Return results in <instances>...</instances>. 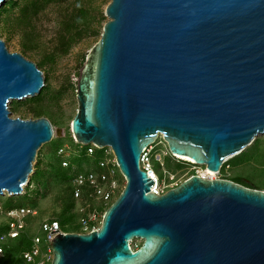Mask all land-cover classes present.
<instances>
[{"label":"water","instance_id":"95a60500","mask_svg":"<svg viewBox=\"0 0 264 264\" xmlns=\"http://www.w3.org/2000/svg\"><path fill=\"white\" fill-rule=\"evenodd\" d=\"M105 15L80 69L71 133L110 147L125 184L97 229L51 240L50 264H264V190L192 174L158 195L140 167L158 136L219 172L264 134V0H110ZM44 80L0 38V194L22 193L53 138L49 118L8 108Z\"/></svg>","mask_w":264,"mask_h":264},{"label":"rangeland","instance_id":"374dc122","mask_svg":"<svg viewBox=\"0 0 264 264\" xmlns=\"http://www.w3.org/2000/svg\"><path fill=\"white\" fill-rule=\"evenodd\" d=\"M13 1L3 0L0 6V38L9 51L20 52L37 64L43 71L45 84L42 88L44 93L38 99L35 95L11 100L8 103L10 115L21 118L45 116L50 119L54 134L52 140L40 148L33 162L34 172L30 178L36 170H41L40 181L28 184V195L0 194V204L3 208L15 205L36 210L35 215L25 218L26 229L22 234L30 237L42 234L39 224L47 218H69L70 222L63 229L80 232L76 211L79 202L70 198L67 182L47 173L50 163L57 162L55 149L58 146H67L69 159L77 157L81 149L71 133V120L77 108V82L86 56L99 40L103 25L108 20L105 8L110 0H16L18 5L15 6L11 5ZM68 22L72 26L66 30ZM66 42L69 46L65 50L62 44ZM255 144L253 150L237 161H233L234 156L227 157L215 177L231 180L234 176H241L264 190V134L257 136L242 152H247ZM153 146L154 169L170 187L206 168L172 154L161 136L157 137ZM88 163L93 165L91 158H86L79 165L88 167ZM6 228V218L0 214V232ZM7 243L10 247L15 245L12 239Z\"/></svg>","mask_w":264,"mask_h":264},{"label":"built area","instance_id":"2783aa9c","mask_svg":"<svg viewBox=\"0 0 264 264\" xmlns=\"http://www.w3.org/2000/svg\"><path fill=\"white\" fill-rule=\"evenodd\" d=\"M153 145L154 143L142 150L140 167L153 179L150 192L159 195L171 187L163 181L154 169L151 159ZM85 146H87L88 154H93L96 149H102L103 157L98 161L99 171L88 170L74 172L70 181L72 197L75 201L79 202L76 206V211L81 228L80 233L90 232L99 227L104 208L112 202L125 184V179L120 173L115 155L110 147H97L95 144ZM57 154L62 157L63 166L70 165L69 158H67L69 156L67 146H60ZM205 171L210 170L205 168ZM195 174L203 178L214 179L211 176H204L200 171H197ZM25 188L21 194L25 193ZM0 214L5 216L7 224L6 230L0 232L1 256L4 251L3 245L7 244L8 240L18 238L25 232V218L30 215H35L36 210L26 206L3 208L0 204ZM54 229H58L59 231H53L51 233ZM39 231L42 234L39 235L36 233L31 236L30 247L22 252V257L26 264H47L52 259L51 240L58 233L66 232L58 220L50 218L40 222Z\"/></svg>","mask_w":264,"mask_h":264},{"label":"trees","instance_id":"16d2710c","mask_svg":"<svg viewBox=\"0 0 264 264\" xmlns=\"http://www.w3.org/2000/svg\"><path fill=\"white\" fill-rule=\"evenodd\" d=\"M11 5L15 6L18 4L16 3V0H14L13 2H11ZM70 26H72V23H70V22L66 23L65 24L66 30H68ZM68 46H69L68 42L62 44V47H64L65 50L68 48ZM43 93H44V89L41 90V92L36 95L37 99L39 97H41L43 95ZM76 145L80 146L81 149L80 150L78 149L79 152L77 153L78 154L77 157H75L74 159H69V161H70L69 166H63L62 165V157L60 155H56L58 157V159H56L57 162L56 163H54V162L50 163L51 166H50V169L47 173V174H50L51 176L59 177L61 181H65L68 183L69 195H70L71 199H73V197H72V188L70 185V181L72 179V175L74 174V172L88 171V170L99 171L100 169L98 167V161L103 157V150L102 149H96L93 154H88L87 153V146L82 145V144L77 143V142H76ZM255 146H256V144L254 146H252L251 148H249L247 152H242L239 155L238 154L235 155L233 161H237V160L241 159L242 157H244L249 152V150H251V149L253 150L255 148ZM57 148L55 149V153L57 151ZM86 158L87 159L91 158L93 165H91L89 163H88V165H89L88 167H82L81 165H79V164H81V162L83 160H86ZM151 159L153 162V155H151ZM154 164L155 163L153 162V166H154ZM42 174H43V172L41 170H36L34 176L32 178H30L29 185H31L33 183H38L40 181ZM34 179H35V181H34ZM231 180L234 182L240 183L244 186L250 187V188L260 189V187L257 184H255L251 180L245 179L241 176H234ZM29 185L26 187L25 193L22 194L21 196L28 195ZM10 207H15V205L14 206L13 205H7L6 206V208H10ZM106 208H104V210ZM58 221L61 223L63 228H64L66 223L70 222L69 218H66V217H64L63 219L58 220ZM65 231L68 232L69 230H65ZM72 232H74V230ZM12 240L15 241V245L11 246L13 248L8 246L9 243L5 244L6 246L3 245L4 251H3V254L0 256V264H26V262L24 261V259L22 257V252H24L25 250H27L30 247L31 237L28 236L27 234H21L18 238H15ZM131 244L134 248H137L138 246H140V242L137 240L132 241Z\"/></svg>","mask_w":264,"mask_h":264},{"label":"bare ground","instance_id":"6f19581e","mask_svg":"<svg viewBox=\"0 0 264 264\" xmlns=\"http://www.w3.org/2000/svg\"><path fill=\"white\" fill-rule=\"evenodd\" d=\"M179 156V155H178ZM185 159H188V160H191L193 161L190 157H187V156H183ZM201 174H203L204 176H211L212 178H214V176L217 174V172H212V171H201L200 172Z\"/></svg>","mask_w":264,"mask_h":264}]
</instances>
